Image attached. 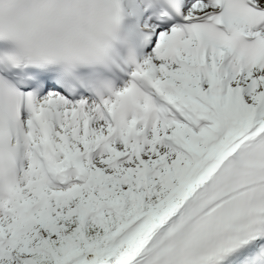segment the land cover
Wrapping results in <instances>:
<instances>
[{"label":"snow or ice","instance_id":"obj_1","mask_svg":"<svg viewBox=\"0 0 264 264\" xmlns=\"http://www.w3.org/2000/svg\"><path fill=\"white\" fill-rule=\"evenodd\" d=\"M0 264H264V0H0Z\"/></svg>","mask_w":264,"mask_h":264}]
</instances>
